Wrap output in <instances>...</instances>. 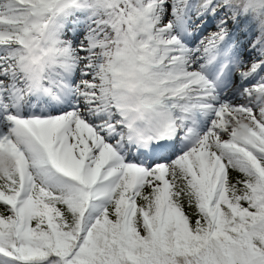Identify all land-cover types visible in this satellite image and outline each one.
Listing matches in <instances>:
<instances>
[{
  "label": "snow or ice",
  "instance_id": "snow-or-ice-1",
  "mask_svg": "<svg viewBox=\"0 0 264 264\" xmlns=\"http://www.w3.org/2000/svg\"><path fill=\"white\" fill-rule=\"evenodd\" d=\"M0 264H264V0H0Z\"/></svg>",
  "mask_w": 264,
  "mask_h": 264
}]
</instances>
